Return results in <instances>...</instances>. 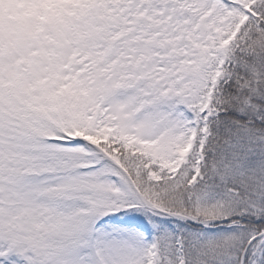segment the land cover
Here are the masks:
<instances>
[{"label": "snow or ice", "instance_id": "6c2138e0", "mask_svg": "<svg viewBox=\"0 0 264 264\" xmlns=\"http://www.w3.org/2000/svg\"><path fill=\"white\" fill-rule=\"evenodd\" d=\"M0 264H264V0H0Z\"/></svg>", "mask_w": 264, "mask_h": 264}]
</instances>
